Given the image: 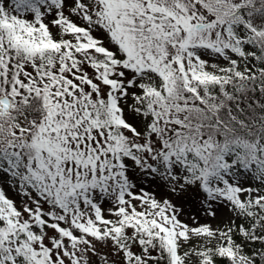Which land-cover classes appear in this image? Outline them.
I'll list each match as a JSON object with an SVG mask.
<instances>
[{
    "label": "snow or ice",
    "instance_id": "6c2138e0",
    "mask_svg": "<svg viewBox=\"0 0 264 264\" xmlns=\"http://www.w3.org/2000/svg\"><path fill=\"white\" fill-rule=\"evenodd\" d=\"M0 264H264V0H0Z\"/></svg>",
    "mask_w": 264,
    "mask_h": 264
}]
</instances>
